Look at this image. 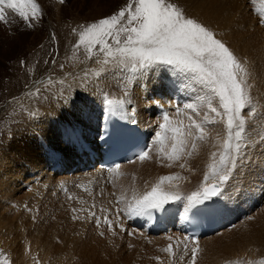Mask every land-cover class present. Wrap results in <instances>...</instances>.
Masks as SVG:
<instances>
[{
  "label": "rangeland",
  "instance_id": "rangeland-1",
  "mask_svg": "<svg viewBox=\"0 0 264 264\" xmlns=\"http://www.w3.org/2000/svg\"><path fill=\"white\" fill-rule=\"evenodd\" d=\"M53 1L58 3L57 8H59L60 6H63L65 3H67L65 20H67L71 16H75V14H80L82 16L84 14H88V11L90 9H92V5L94 3L98 4V1H94V0H65L64 4H60L58 2V0H53ZM199 1H201L202 4L206 3V5H207V3H209L208 5L209 6L211 5L210 7L212 10L209 9L210 7L208 5H207L209 7L208 9L206 6L203 5L204 9L206 7L207 11L209 10L211 12V11H213L214 8L217 9V11H219V13H217V11L214 10L213 12H211V14L216 13V14L222 15L224 21L227 24V30L225 33H227V34L230 33L229 34V35H231L230 39L228 40V42L223 41L218 36L217 32H214L212 30V28H209V26H210L209 22H204V24H203L202 21L197 16L196 17H188V18H192V19L196 20L197 22L201 23L203 26H205L209 30H211L214 33L215 38L222 41L230 50L231 49L235 50V51L237 50L236 54H234V55L237 57V59L239 61H241L242 66L245 69L246 84H248V80H249L248 78H250V77L251 78L253 76L254 77L256 76L255 78H257L258 76H261V78L264 77V73H263L264 70L261 71L262 68L264 69V62H262V60H260L261 58L259 56H257V54L255 53L256 51L254 52L255 55H253L254 53L251 50V47L248 46V45H250L251 37L254 36V34H250V33H252V32L255 33V29L253 30V28L250 27L249 25H245L243 22V19H242V18H244V19L249 18V20H251L250 18H253V19L257 18L255 16L256 15L255 11H253L252 14H249L245 10L248 13V15L243 14V12L241 10V8H242L241 2L245 4V2H248V0H232V1L231 0H226V1L225 0H215L214 2H213V0H208V1L199 0ZM251 1H253V0H251ZM40 2H42V3H40ZM46 2L51 3L52 1L48 0ZM125 2H127V0H125ZM215 2H217V4H218L217 6H216ZM232 2H233V4H232ZM253 2H256V0ZM37 3L39 4V6L41 5V7H42V5L46 4L44 2V0H39V1L37 0ZM100 3L103 4L102 1ZM174 3H176V5L179 8L181 7L179 5V3L177 2V0H175ZM220 3H222V4L220 5ZM41 7H40V13L42 12ZM212 7H214V8H212ZM225 7H227V8H225ZM56 9H53V10H56ZM120 9H117V11L115 13H117ZM180 9L182 10V8H180ZM45 11L47 14H50V15L52 14L50 11V8L48 6L45 7ZM14 14H16V13H14ZM60 16L62 17V12H61ZM203 16L207 17L206 15H203ZM239 16L241 18H239ZM31 22H32L31 24L34 25L33 28H35L37 25L36 19L31 20ZM239 22H240V24L242 23L243 25H245L247 27H245V26L242 27L243 25L241 24L242 25L241 26L240 24H238ZM42 23H43V25L46 26V29L48 26H50L52 28L51 29L52 34H50L51 35L50 40L49 39L44 40L45 37L49 33L47 30H43V32L41 34L42 41H40L37 38L30 39V45L31 46L40 42L41 45H39V46H41V47H40V49H34V51L31 50L26 55L25 58L18 56L19 58L21 57V60L23 61V66L21 64V60L19 62L17 61V59H19L18 57L11 60V62H13L12 63L13 67L17 68L16 74L12 70V75H11L10 69H8L9 67L6 69L2 65L1 61H2L3 56H0V59H1L0 65L2 68H5V73H4L5 76L0 75V180H2L0 182L4 183V184H2V187L0 188V189L3 188L1 190L2 192H0V198H1L0 203L4 208L3 209L2 206H0L1 207L0 209L1 210L3 209L2 211H0V220L3 221V222H0L1 224L3 223L2 225L0 224L1 226H3V227L0 226V264H15V263L16 264H42V263L50 264L51 263L50 261L55 259V255L59 251L58 247L67 246L66 242H68V244H69V241H70V243L73 241H74V243L77 242L76 246L78 248L81 245H83V242L84 243L85 242L90 243V245H95V244L99 243V241L103 242L100 245L97 244L96 246H93V247L94 248L98 247L96 249L99 252L98 254L101 256L102 259H104L105 261H110L112 263L111 259L113 258V261L115 259H117V257H119L121 254L119 253L118 256H116V254L118 252H121L120 250H122V252H123V248L127 254H133V253H131L133 250L134 251L135 250L141 251V248L138 245V243L136 246L135 245H132V246L127 245L126 248L123 246V245H125V243H124L125 242L124 241V233L125 232H122L121 222H122V220H125V219H122L121 221L118 220L117 222H115V221L119 217L118 215L121 214L122 208L127 209V204H128L127 202L129 200V198L125 199V197H127L125 195V193L126 194L127 193H133L137 190L142 189V188L138 187V186H142V184L145 183L143 178L141 179L142 175L141 176L135 175L134 178H132L133 177L132 176L131 177L132 179L129 178L126 180V184L128 183L129 185L127 184L125 186V190H127V192H125V193L121 192L117 188L118 186L117 187H115L116 185L113 186V183H116L114 181L115 175L114 176H111V175L107 176L109 178V180L106 181L108 186H106L105 184L103 186V184L100 181L96 182L98 180L97 179L98 176H87V177H85L86 174H75L73 176L62 174V176L57 177L56 174L50 175V172H49L50 170L48 171V174H49L48 176L53 177L52 180H49L50 182L46 181V180H48L47 177L43 178L42 176H39V175H36V173L35 174L33 173V174L28 175V177H26V178H23V179L21 178V180L18 183H16V181H15L14 185H13V183L11 181L13 176H12V171L10 169L9 162H11L13 159L15 160V158L13 157V154H15V153L11 152L12 150L8 149L7 145L12 141V139H14L15 134H16V138L12 141V145L14 143H17L16 140H19L17 138V136L19 135L23 140L22 142H24L25 145H27V147H29L30 156L33 155V153L35 155L39 151L38 148H40V151L45 150L44 152H46L45 148L47 147V145L41 141V138L37 139V137L34 136L33 132L30 129H25V130L17 129V133L13 132L14 131L13 128L15 126L21 125V123L18 120H16L20 116L19 114H23V111L19 112L20 109L27 110L26 108H28L29 106H31L32 108L36 107L35 111L32 109L30 111L29 110L28 111L30 113H34V116H36V114L42 115V114H45L46 112L51 111L53 108L56 107V105L58 103L60 104L62 102V100L67 101L70 99L71 100L68 102L71 105L69 104L68 107L71 106V108H72V107H74V105L76 108H77L76 105H78V107H81L80 104L83 103V100L87 101V100L91 99V100L95 101L98 98H100L101 100H102V98H103V100L108 99V97L103 96L106 93H108V91H109V88L107 87V85L109 87H112V86L115 87L114 90L115 89L116 90L114 92L115 93L118 92V93H116V95L128 94V95H131V97H133V100H135V101L139 98L140 99L143 98L142 100H147L148 99L147 93L141 92L138 88L134 89V87H135L138 80L148 79V76L152 73H155L157 68H154V69H151L148 71H144L143 73L142 72L133 73L129 70L124 69L122 66L118 65L114 60H112L111 57L108 58V63L105 64V63H103L105 56H104V53L100 50L99 46L94 47L93 52L91 53V58H89V54H83L82 53V50H84V49H82V48H84L83 45H80L81 47H78V48H73L74 50L72 49L73 51L70 50L69 52H71V53L76 52V55H75L74 61H70L68 59L67 54H66L65 44L67 43L70 35H73L74 37H78L77 40H79V33L80 32L75 31V29H72L74 26H72L71 24H67V25H65V23L64 24H62V23L53 24L51 22V20L50 21L46 20V22H45V19H43ZM66 23H68V22H66ZM233 23H237V26H239V27L236 26L237 29H235V27H233ZM26 25L29 27L28 24H24L23 27L27 28V27H25ZM63 26H64V28H63ZM81 28H79L78 30H80ZM239 28H241V29L245 28V29L244 30L242 29L243 31H241V30H239ZM246 28H249V29L247 30ZM29 29H32V27ZM70 29H72V31ZM33 30H35V29H33ZM244 31L246 33L247 32L248 33L246 34ZM242 32H243V34L245 33L244 34L245 37L242 34L243 38L241 36H239V35H241ZM246 38L249 40H247ZM241 39H243V40H241ZM244 39L246 40V43H245ZM243 42L245 44H247L246 47H245V44ZM108 43H109V40H108ZM109 44H111V43H109ZM52 47H55V48L52 50L51 49ZM247 53L248 54L250 53V55L252 53L253 54L251 56L248 55V58H247L246 57ZM39 54L41 55V58H40ZM256 56H257V58H256ZM250 58H253V60L255 58L256 59L253 61ZM5 60L8 62L10 61L7 59H5ZM97 61H100V63H98ZM255 61L260 62V63L257 62V63H259L258 66L261 65L260 66L261 69L258 68L259 69L258 71H256L257 70L256 67H258V66H256L257 63ZM69 62H71V64H69ZM252 62L254 64H252ZM253 66L254 67L256 66L255 67L256 69H252V68H254ZM169 69L172 70L171 68H169ZM160 70H161V73L165 74L164 68H161ZM19 72H21V73H19ZM171 72L173 74V70ZM261 72H262V74H261ZM252 73H253V75H252ZM255 73H257V74H255ZM117 75H118V77H117ZM121 75H122V77H121ZM113 77L115 79H113ZM133 78H137V79H133ZM119 80L121 82H118ZM188 80L190 81L189 85H188ZM177 82L179 83V85L181 86V88L183 90L187 86H188V89H189V87L192 88V90H190V91L184 90L190 95L193 92V88L198 89L200 87L199 85L193 83L188 78H187V80L183 79L182 75H180V74H178V76H177ZM263 82H264V80H263ZM58 83H60V84L63 83V85H65L64 88L61 89L60 91H58L57 89L56 90L54 89V85H56ZM115 84H116V86H115ZM56 87H58V86H56ZM162 87L164 88L163 84H162ZM258 87H260V88H258V91L259 90L261 91V89L264 87V83H262V81H260ZM37 89H39V91H37ZM248 89H249V86L246 89L247 92H248ZM96 91H99V94L96 93ZM203 91L204 92L201 94H197L195 92V95H196L195 97L198 98L201 96L203 97V96L210 95V93L207 92V90L203 89ZM260 91L258 93H261V92H263V93L259 94V95L255 93L256 94V96H255L256 102H257L256 103L257 109L256 108L255 109H256V111L259 110V111H257V114H260L259 112L261 110V116L256 115L254 118L246 117V121H248L247 127H250V131H253V132H254L255 128L257 129V126L255 127L256 123L260 124L264 120V113H263L264 112V108H263L264 107V105H263L264 104V95H263L264 90H262L261 92ZM33 93H35V94H33ZM260 95L261 96L263 95V97H260ZM101 96H103V97H101ZM26 97H28V98H26ZM25 98L28 101H26ZM257 98H259V99H257ZM194 100L195 101H193V102L198 101V99H194ZM21 101H24V103L26 101L27 104L25 106L22 105V107H21V106H19ZM145 102L151 103L149 101H145ZM260 102H262V103L260 104ZM43 103L49 105L50 107L46 108L44 106H41ZM254 103L255 102L252 103V105H251L252 107H255ZM214 104H216V106L218 107L217 101ZM166 105H168V104H166ZM261 106H262V108H261ZM17 107H18V109H17ZM198 109H199L198 110L199 115H197L196 113H193V115H191V114H189V115H191L193 117V119H195L199 122L203 119L204 115H203V113H201V111H203V107H198ZM262 110H263V112H262ZM12 111L15 113H13ZM221 111H222V109H221ZM173 114L174 115L172 116V113H171V116L169 117V119L172 120L173 127H179L178 126L179 122H181V124H183L182 126H184L183 127L184 131L188 133L189 127L186 125V121L183 120V117H182L183 114L182 115H180V114L175 115V113H173ZM209 115L212 119L216 120L215 121L216 123H208V126L207 127L205 126V129H206L205 132H207V134L205 133L206 137H204V140L206 138L208 141V139L210 138V137H208L209 135L211 137H213L215 135V137H216V135H217L216 131H217V133L219 131L220 134L226 136L225 123H223V125H222L223 128L220 126L221 129H219L220 127L217 128V126H216L218 121H219V123L222 124V122L224 120H222L220 117L216 116L214 113H212V114L209 113ZM34 116L32 117V121L35 118ZM174 116H176L175 118H177V122H174V121H176ZM186 116H187V114H186ZM256 117H257V120H256ZM162 122H163V120L161 119V123ZM187 122H188V124H190V121L188 120V116H187ZM177 123H178V125H177ZM152 125L154 126V124H152ZM249 125H252V126H249ZM42 127H43V125L40 126L39 128H42ZM252 127H254V129ZM212 128L213 129L215 128V129L213 130ZM191 131L193 133H195L194 132L195 129H191ZM254 133H255L254 137L257 138V140L260 141L261 139L264 138V134L257 135L256 131ZM170 135H171V133L169 132L168 137H170ZM154 136L156 137V132H155ZM184 139H185L186 143L184 146V150L179 153V159H169L170 160L169 163L171 162V164L174 165V164H176L174 162H177L181 165V163L183 162L184 167L190 168L191 171L188 168V171H187L188 173L186 172V175L184 176L185 181H186L185 185L187 184V186H189L192 183L193 176L196 175L195 177H198L201 175L200 176L201 177L200 178V184L198 185V189H199L201 183L204 181V176H205L206 172L204 173V176H203V173L197 171L193 167L194 153L192 154L193 149H192V147H190L192 145L191 143L193 142V136L185 134ZM170 141H172V143H174V141L171 138H170ZM198 141H200V142L198 143ZM198 141L196 140V144L198 143L197 147L198 146L200 147V143L202 140H198ZM207 141L205 140L204 142H207ZM36 142H38L39 147H38ZM262 145L264 146V143H261V147L258 149V151H256V152H259V154H256L254 152V154H256L257 157H258V155L264 156V148ZM33 146H34V149H33ZM211 146H212V143H210L207 147H205L202 150L204 151L205 149H207ZM35 147H36V151H35ZM156 149H158V146H156ZM172 150L173 149H171V151ZM50 152L51 151H49V153ZM195 152H197V150H195ZM189 153H191V155H189ZM7 154H9V155H7ZM60 155L62 157H64L61 152H60ZM8 156H10V157H8ZM46 156L49 157V154H46ZM167 156L168 157L172 156V153L170 154V152H169ZM191 158H192V160H191ZM259 159H261V158L259 157ZM244 162H245V160L243 159L240 162V166H241V163H244ZM162 164H163L162 166H164V167H161L163 171L164 170L168 171L169 168H173L171 166V164L169 165L168 163H165V162ZM244 164L242 165V168L240 166H239L240 168L238 167L237 174H236V176H238V174L240 176V178H239V176L236 177V178H239L238 182H241L242 181L241 179H244L241 182L242 184L238 183L237 179L235 178L236 181L233 179V181H235V182L231 181V183H236V184H233L232 186L234 187V186L238 185V186H236V187H238V188H236L238 190L239 188H242L241 186L244 184V181L246 178H247L246 180H250L253 183H254V180L256 179L257 181L255 180V182H256L255 183V189L258 190L257 188H262L264 191V178H262V179L258 178L261 175L259 176L258 174H255L256 175L255 176L254 173L250 172V170H249L251 168L250 167L251 165H249L250 163L248 165H245V166H244ZM139 166L140 165L136 166L137 170L140 168ZM165 166H167V168ZM248 167H250V168L248 169ZM243 168H245L244 170H246V173L243 170ZM56 169H57V166L53 170H56ZM240 169H242V170H240ZM3 170H4V172H3ZM242 171H244V172H242ZM207 172H208V169H207ZM25 174L26 173L23 172L22 175H25ZM243 174L246 176L243 177L244 176ZM248 174H249V176H247ZM2 175H4L5 177ZM170 175L171 174H167V176H166V177H172V179H170V181H172V180L174 181L173 178H175V181L178 180L177 175H175V174L172 176H170ZM188 176L192 177V178H189ZM241 176H242V178H241ZM202 177H203V179H202ZM248 177H254V178L250 179ZM100 178H102V177H100ZM56 179H59V180H56ZM160 180H161V178H159L158 181L161 182ZM258 180H261L259 186H258ZM166 181L167 180H164L163 183H166ZM89 182H91V183H89ZM261 183H263V184H261ZM127 188H129V189H127ZM236 189H235V187L233 188V190H236ZM6 192H11L12 194L8 193L9 194L8 195ZM119 192H121V193L119 194ZM4 194H6V195H4ZM1 195H4V198L6 197V199H4ZM127 195L129 196V194H127ZM8 196H12L13 198H11V197L8 198ZM114 200L117 201V204L112 203V201H114ZM54 201H55V203H54ZM118 201H120V202L118 203ZM237 201H238V198H237ZM97 202H99V205L103 209L101 216L106 215V218H107L109 224H111V228H109V224H106V227L104 225H102L103 218L95 213V208L93 206ZM235 203H236L235 205H237V202H235ZM258 206H259V204L257 203L256 207H258ZM5 209L7 211H4ZM238 209H240V207L236 206V211ZM240 210H238L235 213L234 218L238 217V220L236 223H234V226H232V224H233V220H232V222H231V224H229V226L228 225L224 226L221 229L222 231L225 230V233H227V234L230 233L232 236H233V234L235 235V233H237V235L235 237L233 236V239L229 240L230 241V242H228L229 246L228 245L225 246L227 248L226 249L227 251L225 250L224 254L221 253L222 255H226V257H229V255H231V254H232L231 256H233V254H234V256H236L237 259L234 258V259H230L228 261L220 260L219 264H222V263L223 264H232L234 262L236 264H264V256L257 251H256L255 259H250L251 261H249V263L243 262V261H245V259L243 258V256H241L240 253H242V255L251 253V249L250 248L244 249L243 244L246 241H248L252 245L254 243V241L251 237L250 238L243 237L245 235V232L247 233L249 231L248 226L246 225L247 226L246 227L245 224H246V222H248L250 220V218L246 216L247 214H243ZM64 211H66V212H64ZM84 211H86V212H84ZM240 216H241V218H240ZM247 218H249V219H247ZM240 219L242 221H243V219H247L248 221L245 220L246 222L243 223ZM240 223L241 224L243 223L245 227L244 226H237V225H240ZM61 225H63V226H61ZM69 227H71V228H69ZM61 228H62V230H61ZM245 228L248 230L244 231ZM242 229L244 232L242 231ZM14 230H15V232H14ZM67 230H68L67 233H69L68 234L69 236L67 235L68 237L63 238L64 236H62V234L65 233V231H67ZM59 231H60V233H62L60 235L61 237L59 236V234H60ZM239 231H241V232H239ZM50 233H52L55 237V238L52 237L51 242L54 245V247H57L58 251L54 250L53 252H50L46 258L45 257L46 255H44L46 253L42 252L43 249L41 247H42L43 243L45 244L47 242V240H48L47 236L50 235ZM28 236H30V237H28ZM177 236H179V235H177ZM71 237L74 239H72ZM76 237H77V239H76ZM44 240H46V242ZM65 240H66V242H65ZM84 240H86V241H84ZM169 240H170V243H172L173 240H176L178 243V245H176V246L174 245V243L171 244L172 247L174 245L173 250L176 248L174 250V254L176 255L174 258L175 261L173 260V262H175L177 264L178 263L177 260L178 261L182 260L180 258H182V255L185 254L184 255L185 259L183 258V261L185 262V264H188V260L191 262V264H193L192 255H190V256L188 255V254H190L189 250H191L192 246L188 245L184 241L182 243V241H180L179 238L177 239V237H175V236L171 237ZM91 241H96L97 243L91 242ZM143 242L144 241L142 240V242L140 243L142 246L145 245V242L144 243ZM106 246H107L108 252L110 254L107 253ZM32 247H33V249H32ZM78 248H76V249H78ZM188 248H190V249H188ZM199 248L201 251L200 245H197L196 250L198 251ZM109 249L110 250L112 249L111 251L114 253L109 251ZM31 250H32V252H31ZM73 250H75V249H73ZM78 251H79V249L73 251V253H75V254L72 255L73 259L71 261L72 262L71 264H73V263L74 264H77V263L82 264L81 263L82 261L80 262V259L78 257H76L77 255L80 254ZM157 251H161L162 253L166 254L167 260L171 261L170 257H168L169 256L168 246L163 247L160 245L158 247ZM187 251H188V253L186 254ZM125 252H123V254ZM227 252H230V253L232 252V253L231 254L228 253V255H227ZM135 253L137 254V252H135ZM135 253L133 255H136ZM111 254H113V256ZM199 254H196L197 258H195V261H197V262L199 259ZM133 255H131V256H133ZM131 256L128 257L127 259L129 261L131 259L132 263L131 262L129 263L127 261V259L125 260V259L121 258V256H120V258L117 259L120 261L115 263V264H121L124 262H125V264H126V262H127V264H163L164 263L163 262L164 259L162 256H156V257H152V258L147 257L148 262H146V263H142L141 260H139V257H136L138 255L134 256V257L138 258V260H137L138 262L134 263V261H136V258L132 259L134 257L131 258ZM218 257L220 258L222 256H218ZM124 258H126V256ZM142 258H144V257L142 256ZM190 258H191V260H190ZM121 259H123V261L124 260L125 261L123 262ZM214 259H216V258H214ZM43 260H45V261H43ZM117 260H115V261H117ZM160 260H161V263H160ZM197 262H194V264Z\"/></svg>",
  "mask_w": 264,
  "mask_h": 264
},
{
  "label": "bare ground",
  "instance_id": "bare-ground-1",
  "mask_svg": "<svg viewBox=\"0 0 264 264\" xmlns=\"http://www.w3.org/2000/svg\"><path fill=\"white\" fill-rule=\"evenodd\" d=\"M46 1H48V0H44V2L46 3V4H44L45 6L42 5V7H41V5H40V7L42 8V10H41L42 12L38 15V18H36V22H37L36 24L37 25H36L35 28H33L34 27L33 24H31V26H29V27L26 25L25 27H27V28H24L23 27L24 24H28L29 25V22L23 20L21 17L17 16L16 14H13L10 9H5V14H6L7 19L5 21H0V56H3L2 61H1V59H0V61L2 62V65L6 69L9 67L8 69H10L11 75H12V70H13V72L15 74L17 73V71H16L17 68H14L13 64H12L13 62H11L12 59L17 58L18 56H21V57L25 58L26 55L31 50L34 51V49H40L41 46H39V45H41V43L38 42V43L34 44L33 46H31L30 45V39L37 38L40 41H42L41 34H42L43 30H47L49 33L45 37L44 40H47V39L50 40V37H51L50 34H52V32H51L52 28L50 26H48L47 29H46V26L43 25V23H42L43 19H45V22H46V20H48V21L51 20V22L53 24H58V23H62V24L65 23V25L71 24L72 26L75 27V28L71 27L72 29H75V31L81 32L83 30V28L87 26V24L89 25V24L95 23V22L99 21L100 19H104V18H107V17L115 14L117 9L125 7L126 3H127V2H125V0H94V1H98V4L94 3L92 5V9H90L88 11V14H84L83 16L80 15V14H75V16H71L70 18L65 20L67 3H65L63 6H60L59 8H57L58 3H56L55 1L51 0L52 1L51 3H47ZM101 1H102L103 4L100 3ZM206 1H208V0H206ZM214 1L215 0H213V2ZM253 1H255V0H253ZM253 1L248 0V2H245V4L241 2V6H242L241 10H242L244 15H246V14L248 15V13L252 14L253 11H255V13H256L255 16L257 18L256 19L250 18L251 20H249V18H246V19L242 18V19H243V22H244L245 25H249L250 27L253 28V30L255 29V33L254 32L250 33V34H254V36L251 37L250 45H248V46L251 47V50L253 51V53L256 51L255 53L257 54V56H259L261 58V59L260 58L259 59L262 60V62H264V25H262L261 23L258 22L262 17H264V0H256V2H253ZM169 2L174 3L175 0H169ZM177 2L181 6L180 8H182L184 14L187 17H196L197 16V17H199V19L202 21L203 24H204V22H209L210 23L209 28H212V30L214 32H217L218 36L223 41L228 42V40L230 39L231 35H229L230 33L229 34L225 33L226 30H227V24L224 21L222 15L221 14H216V13H215L216 15L214 13L211 14V12H213L214 10L217 11V9L212 7V8H214L213 11H211V12L209 10L207 11L206 7L208 9L211 5L209 6L208 5L209 3H207V5L209 6L208 7L206 5V3L202 4L201 1H199V0H177ZM40 3H42V2H40ZM215 3H216V6H217L218 5L217 2H215ZM174 4H176V3H174ZM221 4L222 3H220V5ZM232 4H233V2H232ZM203 5L206 6L205 9H204ZM46 6H48L50 8V11L52 13L51 15L46 13V11H45V7ZM225 8H227V7H225ZM53 9H56V10H53ZM209 9H211V7ZM61 12H62V17L60 16ZM217 13H219V11H217ZM203 15H206L207 17H204ZM239 18H241V17L239 16ZM66 22H68V23H66ZM238 24H240V22ZM245 25H243L242 27H244ZM64 26H63V28H64ZM236 26H237V23H233V27H235V29H237V27H239V26H237V27ZM31 27H32V29H29ZM245 27H247V26H245ZM79 28H81V29L78 30ZM33 29H35V30H33ZM72 29H70V30L72 31ZM242 29L239 28V30H241V31H243L245 28L243 30ZM246 29L248 30L249 28H246ZM242 34H243V32L239 36H241L243 38L244 34L243 35ZM244 37H245V35H244ZM77 38L78 37H74L73 35H70V37L68 38L67 43L65 44L66 54H67L68 59L70 61H74V59H75L76 52L75 53L74 52L71 53L69 51L72 50L73 48H77L76 45L79 42V40H77ZM241 40H243V39H241ZM247 40H249V39H247ZM244 41L246 43L245 39H244ZM109 43H111L110 39H109ZM246 45L247 44H245V47H246ZM83 47L84 48H82V49H84V50H82V53L83 54H88L84 45H83ZM54 48L55 47H52L51 49L53 50ZM232 51L234 52V54H236L237 50L236 51L232 50ZM250 53L249 54L247 53V56H246L247 58H248V55H250ZM255 53L253 55H255ZM39 56L41 58L40 54H39ZM257 56H256V58H257ZM21 57L20 58L18 57L19 58V59H17L18 62L21 60ZM5 59L10 60V61L8 62ZM250 59L253 60V58H250ZM255 62L257 63L259 61H255ZM259 63H257L256 66H258ZM69 64H71V62H69ZM252 64H254V63L252 62ZM260 66L261 65L256 67L257 68L256 71L259 70L258 68H260ZM255 67L252 68V69H256ZM5 68H2L1 65H0V75L5 76V74H4L5 73ZM263 70L264 69L262 68L261 71H263ZM19 73H21V72H19ZM255 74H257V73H255ZM261 74H262V72H261ZM252 75H253V73H252ZM117 77H118V75H117ZM121 77H122V75H121ZM255 77L253 76L252 78L251 77L248 78L249 80H248V84L247 85L249 86L248 94L250 95V97L252 99V103L255 102L254 106L256 108L257 107V104H256L257 102H256V97L255 96H256V94L259 95V94L263 93L261 91L264 90V87L261 89V91L259 90L261 93H258L259 92L258 88H260V87H258V85H259L260 81H262V83H264L263 82V80H264L263 78L264 77H262V78H261V76H258L257 78H255ZM113 79H115V78L113 77ZM56 86H58V87H56ZM64 86L65 85H63V83H61V84L58 83V84L54 85V89L55 90L57 89L58 91H60L61 89L64 88ZM115 86H116V84H115ZM150 86H151V89H154V90H160L161 88L163 89L162 84H161V87L158 84H156V83L153 84V85L149 84V87ZM107 87L109 88L108 93H106L107 96H105V95H103V96L108 97V100L122 101L123 102L122 109H120V111L125 113V118L122 119V121L125 124H135L136 126H138L147 135L148 143H149L147 150L149 151V157L146 160H144V161H141L139 159H135L131 163L129 162V163H126V164H121V165H119L120 166L119 168H112L110 172L103 173V175L104 176H107V175L108 176L109 175L114 176L115 175V180L114 181L116 183H113V186H115V185H116L115 187L118 186L117 188L121 192H124V193L127 192V190H125V186L128 184V183L126 184V180L129 179V178L130 179L134 178L135 175H139V176L142 175L141 179L143 178L145 183H143L142 186H138L139 188H142V189L141 190H137V191H135L133 193H127V194H129V196L125 193V195L127 196V197L124 196L125 199L129 198L127 203L133 201L134 195L135 196H141L145 192L151 191L152 187L154 185H157V184H160V186L165 191L171 192V193H178L179 196L181 197L180 200H171V201L175 202L174 206H172L170 204H167L166 205V209L167 210L166 211H160V216H161L162 223H161V225H158L157 227L154 228L153 231L157 233L156 235H154V234L148 235V234H146L143 231H137V230L131 228V224H130L131 222L130 221L122 220V222H121L122 232H125L124 233V241H125L124 243H125V245H123V244L122 245L126 248L127 245H129V246L135 245L136 246L137 243H138V245L141 248V251L140 250L139 251H136V250L134 251L133 250L131 252L133 254L135 252H137V254L136 253L135 254L138 255V256H136V255H133V254H127L125 252L124 248H123V252H125V253L123 254L122 250H120L122 253L118 252L116 254V256H118L119 253H120L121 254L120 255L121 258L126 260L128 257L133 255V256H131V258L134 257V256L139 257V260H141L142 263L148 262V258L147 257H151L152 258V257H156V256H162L163 259H164V261H163L164 263L163 264H176L173 261H168L167 260V255L162 253L161 251H157V249H158V247L160 245L163 246V247L164 246H168V241L173 236L177 237V239L179 238L180 240L184 239L183 238L184 236L181 235L179 233L180 231L177 229L176 217L179 216L183 220L186 217V214H187L188 211H186V204H185L186 200L184 198L187 197L188 195H190L193 191H197L198 190V185L200 184V178H201L200 176L201 175L198 176V177H195L196 175L193 176L192 183L189 186H187V184L185 185L186 181H185L184 176L186 175V172L188 171L189 167L188 168H186L184 166L181 167V165H184L183 162L181 163V165L179 163H177V162H174L176 164L173 165V164H171V162L169 163L170 160H169V157L167 156L169 152H170V154L172 153V156L174 155L173 150L171 151V149H173V147H172L173 143H172V141H170V138L172 139L173 133L170 132L171 133L170 137H168L167 138L168 140L166 139L164 141V143H162V144L161 143H159V144L157 143V140H156L155 136L151 138V134L150 133H152L153 128H154V130H156L159 121L161 122L160 119H157L155 117V108H152V103L145 102V100H142L143 98H141V99L139 98V99H137L135 101V100H133V97H131V95H128V94L116 95V93H118V92H116V93L114 92L116 90V89L114 90V88H115L114 86L109 87L107 85ZM190 90H192V88L189 87V91ZM193 90L197 94H201V93L204 92L202 87H199L198 89H193ZM263 95L262 96L260 95V97H263ZM103 96H101V97H103ZM26 98H28V97H26ZM257 99H259V98H257ZM70 100H67V101H63L62 100V102L60 104L58 103L55 108H53L51 111L46 112L45 114H42V115L41 114L40 115L36 114V116H34V113H30L29 112L31 109L35 111L36 107L32 108L31 106H29L28 108H26L27 110H24V109H20L19 110V112L23 111V114H19L20 116L16 120H18L21 123V125L15 126L14 128L12 127L14 129L13 132L17 133V129H23V130L30 129L33 132L34 136L37 137V139L41 138V141L44 142V144H46L47 147L45 148L46 152H44L45 150H41L40 151V148H38L39 151L35 155L33 153V155L30 156L29 147H27V145H25V143L22 142L23 140H22V138L19 135L17 136V138L19 139V140H16L17 143H14L12 145V141L16 138V134H15L14 139H12V141L7 145L8 146L7 148L12 150L11 152L15 153V154H13V157L15 158V160L13 159L12 160L13 162H12L9 159L11 161V162H9V164H10V169L12 171V176H13V178L11 179L13 185H14L15 181H16V183H18L21 180V178L22 179L26 178V177H28V175L33 174V173L34 174L36 173V175L42 176L43 178L47 177L48 180H46V181L52 180L53 177H49L48 176L49 175L48 174L49 170H50V172H58V171H60L56 175H57V177L58 176H62V174H65L64 173L65 171H71L72 168H75V169L79 168L81 165L84 164V162L90 156H94V155H96L98 153L99 147H98L97 142H96V136L99 133V131H100L101 127H102V124L104 122V117H105L106 113L108 112L106 110V105L104 103L105 100H103V98H102V100L100 98H98L95 101H93L91 99H89L87 101L83 100V103L80 104L81 107H78V105H76L77 108L75 107V105H74L75 108L74 107L71 108V106L68 107V105L70 104L68 101H70ZM26 101H28V100L26 99ZM26 101H25V103H24V101H21L19 106H21V107H22V105L25 106L27 104ZM193 101H195V100H193ZM160 102L163 103L165 106H167L166 105L167 103L165 101H160ZM214 103H216L215 100H214ZM261 103L262 102H260V104ZM41 106H44L46 108L50 107L49 105L44 104V103ZM261 108H262V106H261ZM17 109H18V107H17ZM186 110H188V109H186ZM188 111H190V113H187V116H189V114L193 115V112L191 113V110H188ZM206 111H207V108L203 107V111H201V113H203V115H204V113ZM257 111H259V110H257ZM262 112H263V110H262ZM13 113H15V112H13ZM259 113L260 114H258V115L261 116V110H260ZM175 115H179V114L175 113ZM33 116L35 118L32 121V117ZM170 116H171V114H169V117ZM174 117H176V116H174ZM129 118L135 119L136 122L135 123H130L129 122ZM256 120H257V117H256ZM174 122H177V121H174ZM223 123H224V121L222 122V124L219 123V121H218V123L216 124L217 128H219L220 126L222 127ZM152 124H154V126ZM42 125H43V127L39 128ZM177 125H178V123H177ZM182 125L183 124H181V122H179L178 126L179 127H184ZM71 126H75L77 128V132L82 138V141H83L82 150H80L75 144L69 143L68 138L65 135V130L67 128L71 127ZM205 126L207 127L208 123H206ZM249 126H252V125H249ZM256 126H257V129L256 128L254 129V127H252L254 129V132L256 131L257 135L264 134V120L260 124L256 123L255 127ZM221 127L219 129H221ZM247 128H248V145H247V147L245 148V150L243 152V159L245 160V162H244L245 164L241 163V166L240 165L239 166L242 168L243 164L245 166V165H248L250 163L249 165H251L250 166L251 168L248 167V169L250 168L249 169L250 172L254 173V175L255 174H258L259 176L261 175L260 177H258V176L257 177L262 179V178H264V156L263 155H261V156L258 155V157H257L256 154H259V152H256V151H258V149L261 147V143H264V142H262V140H264V138L261 139L260 141L257 140V138L254 137L255 133L253 131H250V127H247ZM205 133L207 134V132H205ZM185 134H187V132H185ZM216 134H217L216 137H215V135L213 137H211L208 134L209 135L208 137H210L208 139V141L205 138V140L207 142H204L205 140L203 139L201 141V143H200V147L198 146L199 148L196 147L197 149H195V150H197V152H195V150L194 151L192 150V154L194 153L193 167L197 171L203 173V176H204V173L207 172L208 165L213 162L212 153L216 152L217 154H219V152L222 151L221 145L223 144V140H224L225 136L220 134L219 131H218V133L216 131ZM65 142H67V144H64ZM199 142L200 141H198V143ZM36 143H37V145L39 147L38 142H36ZM210 143H212V146L207 148V149H205L203 151L202 149L207 147ZM63 145H67V146L63 147ZM156 146H158V149H156ZM263 148H264V146H263ZM33 149H34V146H33ZM47 149H48V151H51L52 153H54V155L52 157H50V156L47 157L46 156V154H49ZM35 151H36V147H35ZM59 151L62 153V155L65 158L60 155ZM254 152L256 154H254ZM7 155H9V154H7ZM8 157H10V156H8ZM259 157L261 159H259ZM217 158H218V156H217ZM191 160H192V158H191ZM164 162L168 163L169 165L171 164V166L173 168H169L168 167L169 168L168 171L167 170L163 171L161 167H164V166H162L163 165L162 163H164ZM56 163L60 164V167L58 165H56ZM138 165H140L139 166L140 168L137 170L136 166H138ZM56 166H57V169L53 170V169L56 168ZM165 167L167 168V166H165ZM244 169L245 168H243V170ZM189 170H190V168H189ZM240 170H242V169H240ZM244 171L246 173V170H244ZM244 171H242V172H244ZM3 172H4V170H3ZM23 172H25L26 174L22 175ZM101 173L102 172H100L97 169L95 172L87 173L85 175V177H87V176H98ZM51 174H54V173H50V175ZM167 174H171L170 176H172L174 174L177 175V179L178 180L175 181V178H173L174 181L173 180L172 181L167 180L166 183H161V182L158 181L159 178L166 177ZM2 176H4V175H2ZM238 176H239V174H238ZM238 176H235V178L238 177ZM242 176H241V178H242ZM245 176L246 175H244L243 177H245ZM247 176H249V174ZM189 178H192V177H189ZM235 178H234V180H235ZM239 178H240V176H239ZM239 178H236L237 182L239 181L238 180ZM248 178H250V179L252 178L253 179L254 177H248ZM202 179H203V177H202ZM246 179L244 181V184L242 186L240 185L242 188H239L238 190L236 189V188H238V187H236L238 185L234 186L236 190H233L234 187L232 185L236 184V183H231L230 182L231 184H229V186H228V198L227 199H221L220 201H218L216 206H215V208H216V212L220 215V220L218 221V227H221V229L224 226H227V225L229 226V224H231L232 220L235 217V213L238 210H240V209H241L240 211L243 214H247L246 216L250 218L249 221L247 220L249 218L243 219V221L240 219L243 223L246 222L245 220L248 221V222H246L245 226L246 225L248 226L249 231L247 233L245 232V235L243 237H246V238H250L251 237L253 239V241H254V243L252 245L248 241H246L243 244V248L244 249L245 248H250L251 249V253L245 254V255L244 254L242 255V253H240L241 256H243V258L245 259V261H243V262L249 263V261H251L250 259H255L256 251L264 256V191H263L262 188H257L258 190L255 189V183H256L255 180L256 179L254 180V183L251 182L250 180H246ZM56 180H59V179H56ZM241 180L243 181L244 179H241ZM0 181H2V180H0ZM235 181L232 180V182H235ZM241 182H238V183L242 184ZM260 182H261V180H258V186L260 185ZM0 184H1L0 185V188H1L2 184H4V183L0 182ZM261 184H263V183H261ZM2 189H0V192H2L1 191ZM127 189H129V188H127ZM121 192H119V194ZM6 193L8 194V193H11V192H6ZM4 195H6V194H4ZM4 195H1V196L4 198ZM9 197L13 198L12 196H8V198ZM237 198H238V201H237ZM4 199H6V197ZM0 200H1V198H0ZM253 201H256L259 204V206L255 207V204H254ZM235 202H237V205H235L236 204ZM54 203H55V201H54ZM0 206H2L1 203H0ZM236 206L240 207V209H238L237 211H236ZM2 208H3V206H2ZM2 210L0 209V211H2ZM4 211H7V210L5 209ZM64 212H66V211H64ZM84 212H86V211H84ZM240 218H241V216H240ZM0 222H3V221L0 220ZM134 222L135 223L137 222L136 218L134 219ZM242 224L240 223V225H237V226H244V224L243 225ZM61 226H63V225H61ZM166 226L169 228V231L167 232L168 236L164 235V232H159L158 231L160 227H162L163 231H165ZM232 226H234V225H232ZM1 227H3V226H1ZM69 228H71V227H69ZM248 229L245 228L244 231H246ZM61 230H62V228H61ZM242 231H243V229H242ZM14 232H15V230H14ZM67 232H68V230L65 231V233L62 234L59 231V233H60L59 236L62 234V236H64L63 238L68 237L69 233H67ZM239 232H241V231H239ZM177 235H179V236H177ZM236 235H237V233H235V235L233 234L234 237ZM233 236L230 233H228V234L225 233V230L224 231L220 230L216 234H212L210 236H207V237L201 239L198 242L199 243L198 245H200V247H201V251H200V248H199V250L196 252V254H199V253L200 254H199L198 262L195 261V262H197L195 264H219L220 260L228 261V260L234 259V258L237 259L236 256H234V254H233V256H231L232 252L231 253L227 252V255H228V253L231 254V255H229V257H226V255H222V254H224L225 250L227 249L225 246L226 245L229 246L228 242H230L229 241L230 239H233ZM28 237H30V236H28ZM47 237H48L49 241L47 240V242H46V240H44L46 243L45 244L43 243V245L41 247L43 249L42 252L46 253V254H44V255H46L45 256L46 258H47V255H49L50 252H53L54 250L58 251L57 247H54V245L51 242L52 241V237L55 238L54 235L52 233H50V235H48ZM72 239H74V238H72ZM76 239H77V237H76ZM66 240H65V242H66ZM142 240L145 242L144 246H142L140 244L142 242ZM84 241H86V240H84ZM91 242H96V241H91ZM184 242L191 246V243H192L191 241L186 239V241H184ZM66 243L65 244L67 246L58 247L59 251L56 253L55 259L50 261L51 263L48 261L50 264H71L72 263L71 261L73 259L72 255L75 254V253H73V251L78 250V249H79L78 252L80 254L77 255L76 257H78L80 259V262L82 261L81 262L82 264H115V263L120 261V260H117V259L120 258V256L117 257V259H115L117 261L114 260L115 262L113 261V258L111 257L112 258L111 259L112 263L110 261H105L104 259L101 258V256L98 254L99 252L96 249L98 247L94 248L93 246H96L97 244L100 245L103 242H100V241H99V243L96 242L97 244H95V245H90V243H86V242L84 243L83 242V245H81L79 248L76 246L77 242L74 243V241H73V242L70 243V241H69V244H68V242H66ZM172 243H174L175 246L178 245L176 240H173ZM174 245H173V247H174ZM76 248H78V249H76ZM32 249H33V247H32ZM73 249H75V250H73ZM188 249H190V248H188ZM106 250H107V253H109L107 246H106ZM111 250L109 249V251H111ZM189 251H190V254H191V250H189ZM31 252H32V250H31ZM112 253H114V252H112ZM187 253H188V251L186 252V254ZM190 254H188V255L190 256ZM111 255L113 256V254H111ZM124 255L126 256V258H124L125 257ZM184 255H182V258H180L182 260H180V261L177 260V262H178L177 264H185V262L183 261V258L185 257ZM142 256L144 258H142ZM218 256H222V257L219 258ZM136 257H134L132 259H135ZM196 258H197V255H196ZM214 258H216V259H214ZM123 259H121V260L123 261ZM137 260H138V258H136V261H134V263L138 262ZM43 261H45V260H43ZM127 261L129 263L130 262L132 263L131 259H130V261L127 259ZM42 264H44V263H42ZM121 264H125V262L121 263ZM126 264H127V262H126ZM188 264H189V260H188ZM232 264H236V263L234 262Z\"/></svg>",
  "mask_w": 264,
  "mask_h": 264
},
{
  "label": "snow or ice",
  "instance_id": "snow-or-ice-1",
  "mask_svg": "<svg viewBox=\"0 0 264 264\" xmlns=\"http://www.w3.org/2000/svg\"><path fill=\"white\" fill-rule=\"evenodd\" d=\"M58 2L64 4L65 0ZM5 9H10L28 21L29 26L31 20L38 18L40 14L37 0H0V21L7 19ZM258 22L264 25V17ZM109 39L111 44L108 43ZM80 45L85 46L89 58L94 47L99 46L105 56L103 63H108V58L111 57L118 65L133 73L154 68H171L210 93L198 97L199 104L184 105L185 109L197 115L198 107L207 108L202 121L198 122L191 115L188 116L190 124L187 135L193 136L191 147L195 150L196 140L204 139L205 124L215 123L209 113L224 120L226 136L221 145L222 151L219 154L212 153L213 162L208 165V172L205 173L199 189L184 199L186 211L201 214L214 212L217 202L228 198V186L237 174L243 152L248 145L246 117L254 118L258 115L255 107L251 106L252 99L246 90V72L241 61L222 41L215 38L211 30L188 18L169 0H127L126 6L119 12L84 27L79 33L76 47ZM21 64L23 65V61ZM104 103L110 118H125V113L120 111L122 101L105 99ZM179 113L178 108L177 114ZM162 120L159 124L160 131L156 132V140L162 144L168 138V133L172 132L174 155L169 159H179V153L184 150L186 143L183 138L185 131L183 127H173L168 113L162 114ZM129 122L136 121L129 118ZM191 129H195V133ZM105 134L108 139L119 135L115 130L108 132L107 129ZM65 135L72 144L80 139L75 126L67 128ZM148 157L149 151L141 150L136 153L135 158L144 161ZM170 179L172 177H162L161 183ZM180 199L178 193L167 192L157 184L141 196L134 195L133 201L127 204V212L133 216H145L153 211H166L169 201ZM104 223L109 224L107 218ZM196 251L193 248V264Z\"/></svg>",
  "mask_w": 264,
  "mask_h": 264
}]
</instances>
